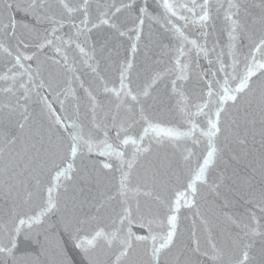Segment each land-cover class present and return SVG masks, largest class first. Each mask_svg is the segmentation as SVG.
Masks as SVG:
<instances>
[{
    "label": "snow or ice",
    "instance_id": "1",
    "mask_svg": "<svg viewBox=\"0 0 264 264\" xmlns=\"http://www.w3.org/2000/svg\"><path fill=\"white\" fill-rule=\"evenodd\" d=\"M0 66V264H264V152L209 179L264 148V0H0Z\"/></svg>",
    "mask_w": 264,
    "mask_h": 264
},
{
    "label": "water",
    "instance_id": "2",
    "mask_svg": "<svg viewBox=\"0 0 264 264\" xmlns=\"http://www.w3.org/2000/svg\"><path fill=\"white\" fill-rule=\"evenodd\" d=\"M249 5L251 6L253 3H258L259 0H247ZM257 9L253 8V13H255ZM219 24V22H217ZM93 38L96 39L97 35L94 32L93 33ZM224 39V37H222ZM125 48L127 47V41H123ZM121 55L124 54L125 49L121 48ZM48 57L49 58H55L54 51H49L48 52ZM44 57L41 58V74L44 77H47L50 72L57 73V70L60 68V66H56L52 64V59H48V61L45 63L44 62ZM155 59V56L153 54H150V60L149 63L152 65V67L156 68H161L164 67L167 64V57L163 58V62L161 64H152V60ZM32 64L33 68H36V63L35 62H29ZM70 64H71V56H70ZM201 64L207 68V64L205 61H201ZM78 71L76 72V75H80L82 77V80L87 84L91 80V75H90V70L86 69V66H82L80 61L77 60L75 65H73ZM145 67L144 64V58H143V53L137 58L136 60V68L133 70V76H135V73L137 70H143ZM3 66H0V72H2ZM101 70L104 71V65H101ZM230 71V69H229ZM105 74L109 77V79H115L116 77V69L115 67H112L108 69ZM59 78L61 79V82H63L64 79H67L71 81L72 79V73L68 72L67 74H64L63 72L58 73ZM79 81L71 84V87L77 89L79 91ZM111 86V85H110ZM191 88V84L189 85V89ZM162 91V95H164ZM0 100H3L4 102L7 101L6 97H0ZM32 109H35V113H39L40 106L38 104L33 103L31 105ZM57 107H59L57 105ZM160 118L164 119L166 122L169 120H172L173 117L170 114H167L165 112H161ZM44 123V121H37V127L41 124ZM46 126V124H45ZM241 134L243 135V129L241 130ZM223 136L221 137V144L223 143ZM166 151L171 154L170 149H166ZM264 152V148L261 147L260 144V135H259V129L257 126V130L255 133V138L253 139V136L251 134L248 135V142L247 146L245 147L244 145H240L239 143L233 141H230L228 149L224 153V160L220 161L217 166L210 170V176L209 179L212 180L214 179L218 174L225 172V169L227 170L228 175H232L233 171H236L240 173L242 176H250L253 168H255L256 175L254 177V182L259 185L260 184V174H259V162H260V157L261 153ZM235 157V158H233ZM196 164V158L193 157L191 161L190 167L194 168ZM188 169H184V176L181 179V183L184 182L186 179ZM179 186V185H177ZM81 189H83V192L81 193ZM108 190L107 187H102L101 191H106ZM201 191H204L203 188H201ZM97 194V189L94 185H86L84 183H79V184H73L69 186V190L66 193L65 198L66 199H71L73 196H88L91 198L92 196H95ZM3 203V202H0ZM5 208H7V205H4ZM103 225H106L109 222V212L106 210L101 214V221ZM191 221L190 219L188 220H183L182 221V226L187 228L190 225Z\"/></svg>",
    "mask_w": 264,
    "mask_h": 264
}]
</instances>
